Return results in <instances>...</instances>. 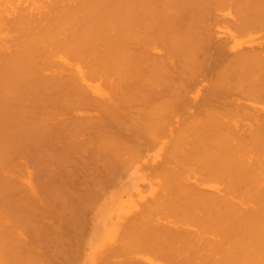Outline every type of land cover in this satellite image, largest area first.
<instances>
[{
	"label": "bare ground",
	"instance_id": "6f19581e",
	"mask_svg": "<svg viewBox=\"0 0 264 264\" xmlns=\"http://www.w3.org/2000/svg\"><path fill=\"white\" fill-rule=\"evenodd\" d=\"M163 137L99 263L264 264V0H0V264H80L55 218Z\"/></svg>",
	"mask_w": 264,
	"mask_h": 264
},
{
	"label": "rangeland",
	"instance_id": "374dc122",
	"mask_svg": "<svg viewBox=\"0 0 264 264\" xmlns=\"http://www.w3.org/2000/svg\"><path fill=\"white\" fill-rule=\"evenodd\" d=\"M226 10V11H225ZM227 11H230V10H228V9H223L222 10V12L220 13V15H222L223 16V18H231L232 16L231 15H228V16H226V13L225 12H227ZM222 18V19H223ZM223 20H227V21H229V19H223ZM221 23V25H228V23L227 22H220ZM221 25H219V26H221ZM223 25V26H224ZM222 27V26H221ZM225 27V26H224ZM221 33H224V34H222V37H223V39L227 36L226 34V32H224L222 29H221ZM254 34V33H253ZM246 37H248V34H243L242 36H241V38H239V40H243V39H246ZM200 81H198V83H199ZM205 81H202V84L204 83ZM199 84H201V83H199ZM199 84H197V86L198 87H200V85ZM201 84V85H202ZM202 87V86H201ZM193 88V87H192ZM190 89V91H189V93H188V97L190 96V95H192L191 93L193 92L194 93V91H195V89L196 88H194V89ZM202 90V89H201ZM193 96V95H192ZM192 99H190V101H191ZM190 104V103H189ZM180 106V105H179ZM188 106V105H187ZM187 106H184L185 108L187 107ZM180 108H182V107H180ZM180 108H178L179 110H180ZM190 107L188 106L187 108H186V110H187V112H188V114H192L193 112H192V110H190L189 109ZM179 110H177L178 112H179ZM185 109L183 108L182 109V111H184ZM186 110L184 111L185 112V114H186V116H188V114L186 113ZM189 110V111H188ZM176 111V115L175 114H173V115H175L174 117H173V119L172 120H176L178 117H182L183 118V116H178V112ZM181 111V112H182ZM190 112V113H189ZM183 113V112H182ZM185 114L183 113V114H180V115H184L185 116ZM178 116V117H177ZM64 117V116H63ZM65 118V117H64ZM69 118V117H68ZM64 120H66V119H64ZM52 121H54L55 122V119H52ZM52 121H51V124H52ZM53 126H55V125H53ZM167 137L168 138H170L169 137V135L167 134L166 135V139H165V137H163V138H161V140L158 142V141H156V143H154V145H158L157 147H155L153 144L151 145V146H149L150 147V149L148 150V146H146V148L143 150V152H141V153H144L143 154V156L141 157L140 155L137 157L136 156V161H132V164H126V165H124L123 167V171L121 170V172H122V174H121V172H120V174H119V176L117 175V174H115L116 176L114 177V179L113 178H111L112 177V173L110 174V172H108L109 171V169H106V171H107V178H109V179H111L112 181H111V183H109L108 182V180H106L107 178H105V180H104V178H103V175H105L104 174V169L102 168V169H99V170H103V171H101V172H103V173H100V171L98 172V177H100L99 176V173H100V175L102 174V182H103V184H104V181L106 182L105 184H104V186L105 187H103L104 189H102V192H100V194L98 195V196H100L101 198H97V200L95 201V203L93 204V206H92V210H91V212H90V210L88 209V211H87V209L86 210H83V211H87V212H85L87 215H86V218H88L87 220H89V222L86 220V218H85V216H83V218L81 217L84 213H82V215H80V218H73V220H70V219H68V218H66V217H64L63 219H62V217H58V218H55V219H57V221L61 224V226H63V228L60 226V225H56V226H58L59 228L61 227V232H63V234L65 233H67L66 235H67V239H69V240H67V243L68 244H70V245H72L73 244V246H75V247H73V248H75V249H77V251H78V253L80 252V256L82 257H80V259L79 260H81V261H79L80 262V264H87L88 262V264H93V263H95V264H98L99 263V258H96V254L97 253H99V252H101V254H102V257H104V256H108L111 252H112V250H113V248H114V245L115 244H117L118 243V241H119V237L121 236V233H122V229H124V226H125V224H127V222L126 221H128V219L130 220L131 218L130 217H132L133 216V214H135V212L137 211V210H139V208L140 207H138V206H141L140 204L141 203H143V200H146L145 198H154L155 196H156V193L158 194V191H156L157 190V188H158V186L156 185L157 183H156V181L158 182V184L160 183L159 182V180L158 179H156L157 178V176H156V178H153V177H155L154 175H157L156 173H154V175L152 176V180L150 179L151 178V175H149L148 176V174H150V172L149 171H151L150 170V166H151V168L153 169V165L154 166H156L157 164L156 163H158L160 160H161V158H162V154H161V152H160V149H162V147H163V145L165 144L164 142H166V140H167ZM164 139H165V141H164ZM169 140V139H168ZM162 141V142H161ZM164 141V142H163ZM152 147H155L154 149H152ZM161 147V148H160ZM152 149V150H151ZM148 151V152H147ZM146 154V155H145ZM145 155V156H144ZM127 156V155H126ZM73 158V157H72ZM134 158H132V159H134ZM152 158H155V160L156 161H158V162H156L155 160H153ZM141 161H140V160ZM148 159V160H147ZM151 159L153 160V161H155V163H153V161H152V163H151ZM142 160H147V163L145 162V161H142ZM148 164V165H147ZM150 164V165H149ZM153 164V165H152ZM122 165V164H121ZM131 165V166H130ZM125 166H126V172H124L125 171ZM146 166V167H145ZM147 166H149V167H147ZM128 167V168H127ZM131 167V168H130ZM136 168V169H135ZM141 168V169H140ZM120 169H122V168H120ZM98 171V170H97ZM96 171V172H97ZM119 171V170H118ZM123 172H124V174H123ZM152 172V171H151ZM154 172H155V168H154ZM118 173V172H117ZM126 174V175H125ZM109 175H111V177H109ZM118 176V177H117ZM104 177H106V176H104ZM121 178V179H120ZM100 179V180H101ZM70 181H74V180H72V179H70ZM69 181V182H70ZM71 182V183H72ZM101 183V182H100ZM140 183L141 184H145L146 183V185H144V186H147V188L146 189H143V185H140ZM156 183V184H155ZM91 184V183H90ZM102 183H101V185H103ZM110 184L112 185L111 187H110ZM92 185V184H91ZM107 187H109V188H107ZM157 187V188H156ZM145 190V192H143ZM151 191L153 192V194L151 193ZM155 192V193H154ZM101 193H102V196H101ZM142 193V194H141ZM134 194H135V197H134ZM147 194L149 195V194H152V195H149V196H147ZM146 195V196H145ZM143 196H145V198H143ZM126 198V199H125ZM141 199V200H140ZM134 200H138L137 202H138V205H137V203L134 201ZM135 202V203H134ZM98 203V204H97ZM95 204H96V206H95ZM121 205V206H120ZM98 206V207H97ZM110 209V210H109ZM115 209V210H114ZM136 210V211H135ZM82 211V212H83ZM129 211H130V213H129ZM66 212V214L67 213H69V211L68 210H66L65 211ZM64 212V213H65ZM75 212V211H74ZM74 212H73V214H74ZM128 212V213H127ZM89 213V214H88ZM80 214V213H79ZM108 214V215H107ZM68 215V214H67ZM70 215H72V214H70ZM128 215V216H127ZM129 215H131L130 217H129ZM76 216V215H75ZM110 216V217H109ZM77 217V216H76ZM127 217H128V219H127ZM54 218H47L48 219V224L49 225H51V223H50V220H51V222L53 223L54 222ZM63 221H62V220ZM84 219L86 220V221H84ZM127 219V220H126ZM65 220V221H64ZM80 220H81V222H80ZM123 220H126L125 221V223H124V221ZM56 220H55V222H57ZM78 221V222H77ZM43 222H45V223H43V225H42V227L44 228V226H46L47 227V222H46V219L43 221ZM55 222L53 223V225H55ZM57 222V223H58ZM65 224H64V223ZM67 222H69L68 224H67ZM75 222V223H74ZM105 222V223H104ZM56 223V224H57ZM72 223V225H69V224H71ZM74 223V224H73ZM63 224V225H62ZM80 224V225H79ZM83 224H84V226L86 225V229H84L85 227L83 226ZM78 225H79V227H81V228H79L78 227ZM89 225V226H88ZM67 226V227H66ZM70 226V227H69ZM71 226H75V227H78V230H77V228H75V227H73L74 229H72V227ZM46 227H45V229H46ZM66 227V228H65ZM89 227V228H88ZM67 229V230H66ZM72 229V231H70ZM83 229L85 230V231H83ZM120 229V230H119ZM77 230V231H76ZM81 230V231H80ZM87 230H89V231H87ZM108 230V231H107ZM65 231V232H64ZM117 231H120V232H118L117 233ZM73 233V234H72ZM82 233H85L84 235L82 234ZM95 233V234H94ZM64 234V235H65ZM76 234H79V235H76ZM117 234V235H116ZM65 235V236H66ZM72 235V236H71ZM86 235V236H85ZM88 235V236H87ZM98 235V236H97ZM76 236V237H75ZM75 238H77V239H75ZM91 238V239H90ZM73 242V243H72ZM91 244H90V243ZM75 243H77V244H75ZM80 243H82V245L80 244ZM41 244V243H40ZM44 244V243H43ZM104 244H108L109 246L108 247H105V248H102L101 250H100V247L102 246V245H104ZM37 245V244H36ZM46 245V244H45ZM64 245V244H63ZM47 246V245H46ZM45 246V247H46ZM36 247H38V245L36 246ZM40 245H39V248H36L37 250L35 251V253L38 255V253H39V255H40V257L39 258H41L43 261H41L40 260V263H45V264H51V262H52V264H58V262H56V260L58 261V259H54L53 257H57V255H59L60 254V247H57L58 248V250H57V248H54V247H52L53 249H48L47 247V250H48V252L49 253H47V252H43V250H44V248H43V250L42 249H40ZM50 247V246H49ZM69 249H71L72 247H68ZM38 249H39V251L40 250H42V252L40 253L39 251H38ZM87 249V250H86ZM89 249V250H88ZM106 251H105V250ZM46 251V250H45ZM53 251H54V253H53ZM57 251H58V254H57ZM96 251V252H95ZM84 252V253H83ZM53 253V254H52ZM92 253V254H91ZM41 254H42V257H41ZM49 255V254H51L50 256H51V259H49V257L48 256H46V255ZM93 255V256H92ZM132 255V254H131ZM43 256H44V258H43ZM92 256V257H91ZM128 256H130V254H127V255H117L116 257H114V256H112V260L114 261H119V260H121V259H123V258H126V257H128ZM84 257V258H83ZM85 257H86V259H88V260H86L85 261ZM90 257V258H89ZM102 257H101V259H102ZM109 258H111V257H109ZM47 261H46V260ZM49 259V260H48ZM52 259H53V261H52ZM90 259V260H89ZM98 260V261H97ZM59 261H60V259H59ZM47 262V263H46ZM54 262V263H53ZM87 262V263H86ZM99 264H101V263H99Z\"/></svg>",
	"mask_w": 264,
	"mask_h": 264
}]
</instances>
